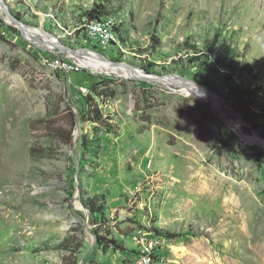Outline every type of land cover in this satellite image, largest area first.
Here are the masks:
<instances>
[{
	"label": "rangeland",
	"instance_id": "374dc122",
	"mask_svg": "<svg viewBox=\"0 0 264 264\" xmlns=\"http://www.w3.org/2000/svg\"><path fill=\"white\" fill-rule=\"evenodd\" d=\"M4 1L57 43L39 48L0 9V264H136L143 240L158 264H264V0ZM97 5L119 48L75 30ZM209 45L231 81L205 68ZM70 48L184 77L228 117L194 88L121 70L82 63L69 85L50 62Z\"/></svg>",
	"mask_w": 264,
	"mask_h": 264
},
{
	"label": "built area",
	"instance_id": "2783aa9c",
	"mask_svg": "<svg viewBox=\"0 0 264 264\" xmlns=\"http://www.w3.org/2000/svg\"><path fill=\"white\" fill-rule=\"evenodd\" d=\"M114 26V21L111 18L104 17L99 21L84 19L75 30L80 31L82 42L84 40L90 47L105 50L109 47H120V40ZM50 64L51 67L62 74V79H64V82L69 83V85L73 84L70 75L78 74L83 70L81 59L75 57H71V59L55 57L51 60ZM81 90L83 93L86 91L84 89ZM140 244L142 251L137 257L136 264H158L155 259L156 244L154 242H145L144 240Z\"/></svg>",
	"mask_w": 264,
	"mask_h": 264
},
{
	"label": "water",
	"instance_id": "95a60500",
	"mask_svg": "<svg viewBox=\"0 0 264 264\" xmlns=\"http://www.w3.org/2000/svg\"><path fill=\"white\" fill-rule=\"evenodd\" d=\"M4 3L5 1L4 0H0V9L10 18L14 21L15 23V26L16 28L18 29V31L23 35V33H27L29 35H34L35 37H37L39 39V41H45L46 37L41 34V33H38L36 31H32L28 28H26L22 23L19 22V19H17L14 15H12L11 12H9L6 7L4 6ZM55 43H57V41L55 39H53ZM34 42V41H33ZM35 43V42H34ZM39 48H42L40 47L37 43H35ZM44 50L48 51V50H52L50 49L49 47H44L43 48ZM68 53L70 54H73V55H76V54H82V55H92V56H95L96 58L100 59V60H104L106 61L110 66H113L114 64L115 65H121L127 69H129L132 73L134 74H138L139 75V71L136 69V67L126 63V62H123V63H114V62H111L109 59H107L106 57H104L102 54L100 53H97V52H94V51H91L87 48H75V49H65ZM141 71V74L138 76V79H135V80H139V81H142V82H150V81H154V82H160L162 80H167L170 82V85H173V86H183V87H186V88H194V89H199L202 93L206 94V95H213L215 97H218V98H221L223 99V101H225V99L217 94V93H214V92H210L208 91L207 89L203 88L202 86L198 85L197 83L195 82H192V81H189L188 79L184 78V77H180L178 75H153V74H147L146 72H144L143 70H140ZM247 127H249L247 125ZM251 130H253V128H250ZM77 138V137H76ZM75 138V141L77 140Z\"/></svg>",
	"mask_w": 264,
	"mask_h": 264
},
{
	"label": "trees",
	"instance_id": "16d2710c",
	"mask_svg": "<svg viewBox=\"0 0 264 264\" xmlns=\"http://www.w3.org/2000/svg\"><path fill=\"white\" fill-rule=\"evenodd\" d=\"M104 15H105V13H104L102 5H97V6H94L91 10H89L85 14V16L83 17V20L86 19L89 21H99L105 17ZM115 31L118 34V28H116V26H115ZM118 36H119V34H118ZM119 40L121 41L120 37H119ZM197 53H200V52H197ZM203 53L205 55L204 56V58H205L204 62H206L208 57L212 58L211 63H208V62L205 63V68H207V70L212 71L215 74L222 73V74H224L225 77H228L230 81L232 80V77L234 76V73L236 72L235 67L233 66V64L226 63V61L224 59H222L219 55H217L213 45H209L206 48V51ZM197 60H199L198 56L191 57L189 59V61H191V62H194ZM148 66L151 67V64H149ZM147 68L148 67H145V69L143 71L146 72L147 74H151V72H149L148 71L149 69H147ZM237 87L240 91H242V93H244V90L240 84H238ZM245 95H246V97H250L249 93L245 94ZM94 108H95V110H98L97 106H95ZM66 111L68 112V117L71 121V129H72L77 124V115L72 111V109L69 106H66ZM250 115L258 116V115H255L254 113H250ZM87 120L92 121V122H96V120H92V119H87ZM254 127L257 128V125H254ZM71 141H72V135H68L65 142L70 143ZM215 148H216V150L222 152V150H224L226 148V146L224 144V145H221V146L215 147ZM89 202H91V204H88V207H89L91 213H96L97 212L96 210L98 208H95V201L92 199ZM157 236L159 238H162V239L167 238V234H165V233L163 234V233L159 232ZM113 244H115V243H113Z\"/></svg>",
	"mask_w": 264,
	"mask_h": 264
},
{
	"label": "bare ground",
	"instance_id": "6f19581e",
	"mask_svg": "<svg viewBox=\"0 0 264 264\" xmlns=\"http://www.w3.org/2000/svg\"><path fill=\"white\" fill-rule=\"evenodd\" d=\"M38 33L43 34L46 37V39L48 38L47 42L46 41H44V42L39 41V39L37 37H35L34 35H27V33L26 34L23 33V34H25L26 37L29 36L30 37V40L34 41L35 43H37L42 48L47 47L46 45H48V46H54V45H56V43L53 42L54 40L50 36H48V34L43 33V32H38ZM74 57L75 58H79V59L82 58L81 59V62L84 65H88L92 69H94V68L95 69H100L101 71L107 70V71L114 72V73L115 72H119L118 70H121V71H123L125 73L130 74L131 76L129 78L134 79V80L135 79H138V76L141 74V71H139L137 68L136 69L139 71V75L132 73L129 69H127V68H125V67H123L121 65H115L114 64L113 66H110L106 61L100 60V59H98V58H96L95 56H92V55H86L85 56V55H82V54H76V55H74ZM162 81H167V80H162ZM162 81H160V82H162ZM189 91H191V89H189ZM192 91H194V93L200 99H203V101H209V102H211V100H212L211 97L214 98V99H216L217 104L220 105V108H222V109L218 110V113L221 115L222 118L228 117L227 114H226V109L223 108V106L221 105L220 100H219L218 97H215L213 95H206V94L203 95V94H200L197 91V89L196 90L194 89ZM211 104H212V106H214L213 103H211ZM240 136H241V138H243L248 143H257V144H262L263 143V142H261V141H259L257 139L252 140L249 137L244 136L243 134L240 135Z\"/></svg>",
	"mask_w": 264,
	"mask_h": 264
}]
</instances>
